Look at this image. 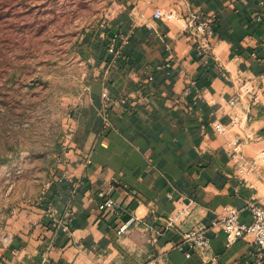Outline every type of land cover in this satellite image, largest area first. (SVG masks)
Instances as JSON below:
<instances>
[{"label":"crops","instance_id":"obj_1","mask_svg":"<svg viewBox=\"0 0 264 264\" xmlns=\"http://www.w3.org/2000/svg\"><path fill=\"white\" fill-rule=\"evenodd\" d=\"M113 7L111 32L92 50L79 90L68 98L73 129L66 162L53 170L40 202L7 219L0 264H142L150 258L264 264L249 237L226 246L223 232L209 228L224 206L239 209L248 223L246 203L264 199V170L239 175L226 150L230 137L245 133L248 158L264 150V0H114ZM156 8L216 14L212 55L200 58L178 22L153 19ZM114 35L117 54L108 52ZM248 82L258 86L259 100L250 104L248 94L230 106ZM102 92L124 102L104 108ZM244 113V125L229 126L232 115ZM213 122L227 126L228 135L214 131ZM258 164L264 169V160ZM108 187L114 196L129 194L120 217L97 212V193ZM179 212L176 225L152 243L150 229ZM133 217L138 221L117 234ZM197 225L208 228L203 253L179 244L180 234Z\"/></svg>","mask_w":264,"mask_h":264},{"label":"rangeland","instance_id":"obj_2","mask_svg":"<svg viewBox=\"0 0 264 264\" xmlns=\"http://www.w3.org/2000/svg\"><path fill=\"white\" fill-rule=\"evenodd\" d=\"M114 0H0V246L66 150L85 62L114 25Z\"/></svg>","mask_w":264,"mask_h":264},{"label":"built area","instance_id":"obj_3","mask_svg":"<svg viewBox=\"0 0 264 264\" xmlns=\"http://www.w3.org/2000/svg\"><path fill=\"white\" fill-rule=\"evenodd\" d=\"M152 17L159 21H176L180 25V30L183 34L188 35L194 41V48L197 55L200 58L206 59L212 55V40L214 36L213 24L217 20V15L212 14H202V13H188L185 15L176 14L173 11H166L162 8H156L152 12ZM117 39L119 36H112L108 41V52L117 54ZM188 89H185L177 98V102L181 101L187 94ZM259 88L258 86H253L252 84L244 83L239 87L238 92L228 101L230 106L235 107L237 102L245 99L246 95H250L249 103L254 104L259 100ZM102 106L107 108L111 105H116L118 103L124 102L123 100H116L109 96L107 92H102ZM250 105H247L246 110H248ZM246 113V112H245ZM245 113L244 116L239 117L238 115H232L230 117L229 126H239L245 124ZM212 129L221 135H228L227 126L220 122H213ZM251 141L250 135L245 133L244 136L239 134L232 136L228 139L226 143V150L228 156L231 160L237 163V172L239 175L248 176L252 174H258L264 170L258 162L264 160V150H261L257 158H248L243 153V146ZM59 162L65 164V151L62 153ZM264 182V177H262ZM47 185L42 192L41 197L36 202H40L45 196V191ZM247 185L253 188V183L247 182ZM128 193L124 190H120L116 196L112 194V187L100 189L97 193L100 201L98 202L96 209L101 215H113L120 217L124 211V202L128 197ZM32 204V205H36ZM244 209L248 211L250 215V221L248 223H243L240 221V210L233 206H224L223 215L220 218L214 219L211 222L209 228H218L225 235L226 246H230L233 242L239 238L249 237L253 244L262 250L264 253V199H259L258 197L249 200ZM49 216H53L55 210L53 207L49 206L46 210ZM179 212L176 216H168L163 225L159 229H149L153 231L151 242L156 243L158 237H160L165 230L173 228L176 225L177 219L180 214ZM70 220L69 213L64 224H67ZM136 217L131 218L128 222H125L119 226L117 229V234H122L128 228L131 223L137 222ZM207 227L197 225L192 229L182 232L179 238V244L186 245L189 249L196 250L198 252H205L209 246V238L207 236ZM142 264H158L157 258H150Z\"/></svg>","mask_w":264,"mask_h":264}]
</instances>
